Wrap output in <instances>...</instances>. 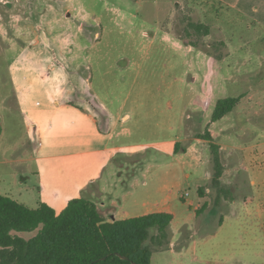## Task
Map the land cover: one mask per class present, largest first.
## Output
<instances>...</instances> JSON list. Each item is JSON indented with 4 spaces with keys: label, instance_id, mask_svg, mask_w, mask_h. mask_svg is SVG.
Listing matches in <instances>:
<instances>
[{
    "label": "rangeland",
    "instance_id": "374dc122",
    "mask_svg": "<svg viewBox=\"0 0 264 264\" xmlns=\"http://www.w3.org/2000/svg\"><path fill=\"white\" fill-rule=\"evenodd\" d=\"M254 2L0 0V193L57 213L85 197L107 221L169 208L151 264H264Z\"/></svg>",
    "mask_w": 264,
    "mask_h": 264
},
{
    "label": "trees",
    "instance_id": "16d2710c",
    "mask_svg": "<svg viewBox=\"0 0 264 264\" xmlns=\"http://www.w3.org/2000/svg\"><path fill=\"white\" fill-rule=\"evenodd\" d=\"M238 102V97L218 99L212 119H221ZM205 137L219 167V146L210 134ZM180 200L192 209L183 196ZM173 219L169 208H161L107 221L97 204L85 197L69 199L57 213L46 202L31 208L0 193V264H151L153 252L169 242ZM33 232L29 238L22 235Z\"/></svg>",
    "mask_w": 264,
    "mask_h": 264
},
{
    "label": "crops",
    "instance_id": "0c3cea01",
    "mask_svg": "<svg viewBox=\"0 0 264 264\" xmlns=\"http://www.w3.org/2000/svg\"><path fill=\"white\" fill-rule=\"evenodd\" d=\"M215 1H218L221 3H227V4H229L231 2V0H215ZM263 7H264V0H260V3L254 2L250 5V8H252V10L256 13L261 12ZM262 19L264 20V18H262Z\"/></svg>",
    "mask_w": 264,
    "mask_h": 264
},
{
    "label": "water",
    "instance_id": "95a60500",
    "mask_svg": "<svg viewBox=\"0 0 264 264\" xmlns=\"http://www.w3.org/2000/svg\"><path fill=\"white\" fill-rule=\"evenodd\" d=\"M133 264H135V263H133Z\"/></svg>",
    "mask_w": 264,
    "mask_h": 264
}]
</instances>
